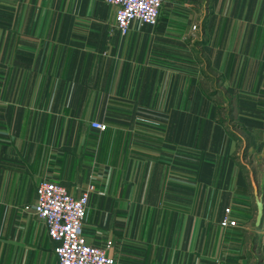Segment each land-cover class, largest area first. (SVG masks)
<instances>
[{"label":"crops","instance_id":"obj_1","mask_svg":"<svg viewBox=\"0 0 264 264\" xmlns=\"http://www.w3.org/2000/svg\"><path fill=\"white\" fill-rule=\"evenodd\" d=\"M114 12L0 0V264H57L41 179L92 185L83 233L118 264H264V0Z\"/></svg>","mask_w":264,"mask_h":264},{"label":"built area","instance_id":"obj_2","mask_svg":"<svg viewBox=\"0 0 264 264\" xmlns=\"http://www.w3.org/2000/svg\"><path fill=\"white\" fill-rule=\"evenodd\" d=\"M115 7L114 26L125 33L132 19L155 24L165 0H104ZM195 27V25H193ZM91 126L103 130L104 121L92 120ZM89 184L77 195L57 181L41 179L36 185L34 203L24 208L44 221L49 236L56 241L54 252L57 264H118L115 255L109 252L113 240L107 238L102 244L90 243L83 233V221L87 212ZM229 207L219 221L222 227L236 225L229 214ZM264 226V216L261 220Z\"/></svg>","mask_w":264,"mask_h":264},{"label":"water","instance_id":"obj_3","mask_svg":"<svg viewBox=\"0 0 264 264\" xmlns=\"http://www.w3.org/2000/svg\"><path fill=\"white\" fill-rule=\"evenodd\" d=\"M256 216H255V224L258 226L263 217V203L262 198L259 196L256 201Z\"/></svg>","mask_w":264,"mask_h":264},{"label":"rangeland","instance_id":"obj_4","mask_svg":"<svg viewBox=\"0 0 264 264\" xmlns=\"http://www.w3.org/2000/svg\"><path fill=\"white\" fill-rule=\"evenodd\" d=\"M193 25H194V24H193ZM193 25H192V28H195V27H193ZM195 26H196V25H195ZM224 115H225V117L228 118V119L231 118V115L228 113L227 110L223 111V116H224ZM239 156H242V157H243L244 154L239 155ZM242 159H243V161H244V158H242ZM249 161H250V158L245 159V162H246V163H249ZM261 161H262V163H264V158H262Z\"/></svg>","mask_w":264,"mask_h":264}]
</instances>
